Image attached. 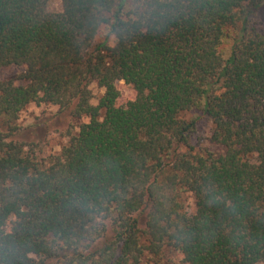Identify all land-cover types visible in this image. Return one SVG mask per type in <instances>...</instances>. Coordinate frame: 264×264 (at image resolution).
<instances>
[{
	"label": "trees",
	"instance_id": "16d2710c",
	"mask_svg": "<svg viewBox=\"0 0 264 264\" xmlns=\"http://www.w3.org/2000/svg\"><path fill=\"white\" fill-rule=\"evenodd\" d=\"M47 1L0 0V264H264V0ZM32 103L87 121L41 157Z\"/></svg>",
	"mask_w": 264,
	"mask_h": 264
},
{
	"label": "rangeland",
	"instance_id": "374dc122",
	"mask_svg": "<svg viewBox=\"0 0 264 264\" xmlns=\"http://www.w3.org/2000/svg\"><path fill=\"white\" fill-rule=\"evenodd\" d=\"M47 9L50 12H60L62 10L61 1L48 0ZM261 16L264 19V11L261 12ZM17 72L18 70L15 68L0 69V80L14 77ZM91 88L94 95L101 93L95 86ZM85 121H87L85 118H73L67 111L59 112L56 108L32 103L20 114L18 121L22 130L20 138L35 142L38 145L37 154L47 157L58 154L61 147L67 143L69 135L76 133L78 126ZM209 128L210 124L205 119L200 122L197 128L196 142H200L203 147L206 145ZM166 257L168 261L171 260L175 263L171 253L167 252Z\"/></svg>",
	"mask_w": 264,
	"mask_h": 264
}]
</instances>
